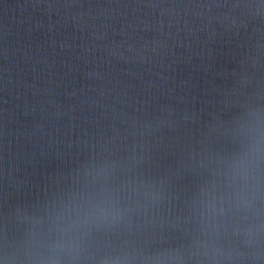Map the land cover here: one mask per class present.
I'll return each mask as SVG.
<instances>
[{
	"label": "water",
	"instance_id": "1",
	"mask_svg": "<svg viewBox=\"0 0 264 264\" xmlns=\"http://www.w3.org/2000/svg\"><path fill=\"white\" fill-rule=\"evenodd\" d=\"M264 108V0H0V259L54 202L112 166L122 215L89 230L84 264L193 249L192 200L218 184L236 119ZM149 194L146 195L145 193ZM229 219L223 264H264Z\"/></svg>",
	"mask_w": 264,
	"mask_h": 264
},
{
	"label": "clouds",
	"instance_id": "2",
	"mask_svg": "<svg viewBox=\"0 0 264 264\" xmlns=\"http://www.w3.org/2000/svg\"><path fill=\"white\" fill-rule=\"evenodd\" d=\"M237 148L219 160L218 184L196 191L192 211L199 220V235L193 237V249L208 264H223L233 253L217 243L228 230L230 218L246 221L232 229L249 243L264 235V108H250L240 114L233 129ZM110 164L86 170L97 185L84 196L70 195L53 203L47 223L30 229L20 241L22 258L0 264H84V239L90 229L118 219L117 190L107 185ZM146 195L149 193L146 192ZM175 249L161 250L146 264H183ZM99 264H128L124 256H108Z\"/></svg>",
	"mask_w": 264,
	"mask_h": 264
}]
</instances>
